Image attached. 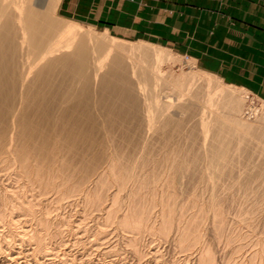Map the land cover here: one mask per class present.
<instances>
[{"label":"bare ground","instance_id":"obj_1","mask_svg":"<svg viewBox=\"0 0 264 264\" xmlns=\"http://www.w3.org/2000/svg\"><path fill=\"white\" fill-rule=\"evenodd\" d=\"M43 3L0 0V227L9 234L0 239V264H164L166 247L175 253L170 264H264V183L251 185L264 182V159L254 163L258 171L240 173L244 180L236 175L241 159L264 156V109L244 123L243 89L205 72L200 85L197 72L166 71L172 53L162 47L85 37L79 24L56 19L50 0ZM231 166L239 167L235 175ZM233 175L245 183L230 190L243 200L232 198V206L220 192L233 184H216ZM196 176L210 182L202 187L207 196L192 186ZM111 184L116 193L105 195ZM24 188L30 193L22 196ZM37 198L60 206L77 198L98 215L88 220L82 212L71 226L58 220L69 227L64 241L59 230L48 232L51 211L37 217ZM55 237L71 244L59 251Z\"/></svg>","mask_w":264,"mask_h":264},{"label":"rangeland","instance_id":"obj_2","mask_svg":"<svg viewBox=\"0 0 264 264\" xmlns=\"http://www.w3.org/2000/svg\"><path fill=\"white\" fill-rule=\"evenodd\" d=\"M46 1L47 0H42V3L43 2L45 3ZM50 1L52 3L54 0L53 1L50 0ZM55 1H56L55 2L56 4L52 3L51 7H52V10L54 11L53 13H55L54 16L56 17V19L58 18L57 20L59 22L61 21L60 23L62 25L70 23V24H73L75 26V24H79L80 26L79 25L75 26V27H79V30H78L79 32H81L85 37H86V34L88 33V36H90L91 38L93 37L94 39L96 38L98 40L108 41L109 36H111V37H114L116 39H120V40L130 42L132 44H140L139 42H146L148 44L167 49L172 53V55H171L172 56L171 57L172 58V60H171L172 64L170 63V64L164 66V69L166 71L169 69V70H171L170 72H173V74H175V75H179V73L188 75V74H194V72L198 73L199 71L205 72V73H208L212 76H215V77L221 79L222 82L226 85L241 88V89H243V92L242 93L240 92L241 94L239 92L238 93L240 95H242L244 101L242 103L243 112H242V117L240 114V119L242 121H244V123L254 124L255 121L257 120L256 117H258V116L260 117V113L264 109V100L257 97L254 93H252V91L250 89L239 86V85L231 84L226 79H223L224 78L223 76H225V75L236 76V77L237 76L239 77L241 75L246 76V74H248V72H251L252 71L251 69L254 67L253 64H254V60H255V51H254L255 49L254 48H247L245 46L247 44V42L244 40V36H242L241 38L239 36L240 32L238 31L239 28L237 27L239 21L236 19V17H233V15H230V13L228 11H224V9H223L224 1L226 3H228V2L234 3V2H238L237 0H215V3L213 5L211 4L208 7L205 3V0H58V2H57V0H55ZM196 3L197 4L199 3L201 5L197 6ZM55 5H56V7H54ZM65 22H67V23H65ZM80 28H81V30H80ZM103 30H104V32H106V35H104L105 33L103 32ZM241 33L243 35H246V32H244V31H241ZM250 43L255 44L254 42H250ZM193 67L195 69H193ZM200 75L201 74L198 73V78L200 79V77H201L200 80L197 78L198 82H199L198 84L203 85L204 84L203 81L206 78L203 75H201V76ZM212 76H210V77H212ZM212 78H214V77H212ZM201 82L203 84H201ZM211 84L215 86L214 82H212ZM169 93H170V95L173 94L172 96H177V94L175 95V93H172L170 91H169ZM176 93H178V92H176ZM183 94H185V93H183ZM183 94H182V97H184V99L182 97H180V99L182 98L181 99L182 101L186 100V96ZM216 108L217 107H212L211 111L214 112L216 110L215 112H221V111H217L219 108H217V109ZM182 143H184V142L182 141ZM157 146L155 148L156 151L159 147V146L158 147ZM155 155H157V156H155ZM154 156L158 162L159 154H157L155 152ZM258 156H259L258 154H254L252 157L253 159L250 160L249 164H247L246 159H241L243 162L240 160L241 163H239L240 165L239 164L238 165H239V167L242 165V167H240V168L238 167L239 170H238V168H235L238 166L237 163H236L235 167H232L235 165L232 163L233 164L231 166L232 168L231 169L229 168L230 172L235 175L236 171L238 170L239 172L237 171L238 173L236 174L237 177H239V175H242L240 173H243L244 171H247L248 173H251L252 171L255 172L257 167L254 168V166H255V164H257V161H262L264 159V156L261 155V156H259V157H261L259 160ZM234 159L237 161L236 158H234ZM250 163L253 165V167ZM244 164L246 165V167H244L246 169L243 168ZM241 168H242V172L240 171ZM253 168H254V170H253ZM257 171H258V169H257ZM234 175L232 177L235 178L236 181H238V178L235 177ZM187 176H185V177H187ZM232 177H230L231 179L224 177V178L220 179V181H218L217 184L216 183L215 184L218 185L220 188L221 187L223 188V186H225V187L228 186V188H229L230 187L229 185L232 186V184H233L232 188L230 187L229 190L226 189L225 187L223 188V189L228 190L229 194H231V195L225 194L226 190L224 193L219 191L221 193V195L227 199V201L228 200L230 201L227 203H230V204L233 203L232 204V206H233L234 200L238 199V197H234L237 194H234V196H232V193L236 192V190H234L236 186H234V185L235 184L238 185V183L240 184L242 181L240 179L241 178L243 179V176L239 177L240 181H238V182L234 181V183H231V180L232 181L235 180V179H232ZM198 179H199L198 176H196L193 180V183H192V186L197 185L196 186L197 189H199L198 188L199 186L201 188L204 187L203 186L204 183L205 184L207 183L208 186L211 185L210 182L208 183L206 180L204 182H201L199 180L200 182H198ZM227 179H228V181H227ZM2 180L4 181L5 178H3ZM169 180H171V178L168 179V181ZM186 180H189V177L185 178V179L181 178L180 182L182 181L181 183L183 184V186H181L182 184L179 182V185H180L179 188H183V189L186 188V186L189 183ZM3 181H2V184L3 183L6 185L8 184V186L11 185L13 182L15 183V181L12 180V178L10 181H7V180H5L4 182ZM168 181H167L168 186H172L170 184L171 181H169V182ZM229 181H230V183H229ZM14 183L11 185V187H13L15 185L17 186V184L16 183L14 184ZM161 183H164V182H161ZM165 183H166V181H165ZM165 183L162 185L163 187H164V185L165 186L167 185ZM242 183L244 184L245 181H242ZM242 183L240 184V186L242 185ZM246 183L248 184L250 182L247 181ZM262 183H264V182L258 181V183L255 182L251 185H253V186L255 184L260 185ZM207 184L205 185V187L207 186ZM157 185L161 186L159 182L157 183ZM174 185H175V187L178 188L177 184H174ZM174 185H173V187H174ZM159 186H157V187H159ZM240 186L238 185L237 187H240ZM15 187H13V188H15ZM109 187H110V185L106 187L107 189L106 188L104 189V190H106V191H104L105 195H107V194L109 195V194H112L114 192L116 193L115 189H117V188H116V186H114V184L113 185L111 184V187L110 188ZM237 187H236V189H237ZM128 188L129 187L127 186L124 189L125 192L121 191L122 194L120 193L121 194L120 196L122 198L126 197L125 195H127L126 193H127ZM263 188H264V185H263ZM37 189L38 188H36V190ZM49 189L50 188H48V190ZM111 189H112V191H111ZM113 189H114V191H113ZM205 189H203V188L199 189V191L201 190L200 192L203 191L202 196H204V193H206V196H207V192H205ZM22 190L23 191H21V189H18L19 194L22 193V196H23V194L26 195V194L30 193V192L27 193L25 191L28 189L24 188ZM48 190H47V193L49 192ZM52 190H53V193H51ZM230 190L232 191V193ZM54 191H56V190L50 189V193H48L46 195V198H51L53 196V194H55ZM178 192H179V190H178ZM200 192H198V193H200ZM179 196H180V194H179ZM229 196H232V197L229 198ZM54 197H55V195L51 199H53ZM40 198H37L38 200H36L37 201L36 203L38 205H42V206L38 207L36 204L37 208H36V206L34 208V210L36 211V215L37 214L40 215V213L48 211V210H49V212L51 211L50 213L46 212V213H49V215L47 214L46 216L49 219L51 218L50 221L51 222L54 221V222H52L53 225L48 227V229H49L48 232L49 233L52 232V234H53V232L55 233L56 231L59 230L62 233L64 241H66V240L68 241V238H69V236L67 235V232L66 231L63 232V229H65V227H66V229L67 228L69 229V227H67V225H64V224L68 223L71 226V223L75 219L78 220L80 218L79 216H83L85 213L90 215V213L94 212L93 215H90L89 217H88V215L87 216L85 215L86 218H88V220H89V218L91 219V216L95 217L96 215H98V212H96L95 209L90 207L92 210L91 211L89 208V205L86 206L85 205L86 203H84V206H83V204H82L83 202L80 200H77V198H75L77 202H75L73 204L74 206L70 205L71 206L70 207L67 204H63L65 208L63 207V205L60 206L64 201L61 203H58L59 205H57L56 202H51V200L45 201L44 198H42V201L40 202V200H41ZM48 201H49V203L47 204ZM237 201H241V203H243V200H241V199L237 200ZM237 201H235L234 207L237 206L236 209L238 210V209H240L238 207L240 205V202H237ZM50 202H51V205H50V207H48ZM123 202L127 203V202H125V199L123 200ZM78 203H81V205ZM238 203H239V205H237ZM244 203L249 204V202H245V201H244ZM230 204H229V207L231 206ZM54 205L56 207H58L59 210H57L58 208L54 207ZM80 206L81 207L83 206V208H81ZM53 207H54V209L56 208V211H53L54 210ZM61 207H63V208H61ZM68 207H70V208H68ZM125 207L126 206L122 205L121 208L123 210H125ZM244 207L245 206H243V208ZM40 208H41V210H40ZM84 208L87 210H85ZM241 208H242V206H241ZM157 209H158V207H157ZM157 209L155 208L154 211H156ZM88 210H89V212L90 211L91 212L89 213ZM232 210H234V211H232ZM232 210H230L232 212V213H230V216H231V214L234 215L233 213L236 211L235 208ZM82 212H83V215L81 214ZM38 215H37V217H39ZM15 216H16V214H15ZM66 216H67V218H66ZM19 219L23 220L22 217H20ZM24 219L28 220L30 218H24ZM66 219H68L67 221H71V220L72 221L67 222V221H65ZM235 219H237V218L235 217ZM58 220H59V222L62 220L60 223H64V222H66V223L61 225L58 222ZM56 221H57V223H55ZM27 223L24 224V226H29L30 224L32 225L31 222H27ZM59 224H60V226H57ZM54 225L56 226V228L53 227ZM17 227H18V229L21 228V226H17ZM17 227L13 226L14 229L12 228V231L15 232ZM52 227L54 228L55 231L53 229H51ZM7 235H9L7 232V229L4 227L2 229V227H0V239L2 240V238L6 237ZM64 236L66 238H64ZM70 240H71V242L73 241L72 238H70L69 241ZM48 241L49 240H47V242ZM50 241H51L50 243H52V245L56 246L55 248L61 249L59 251H62L64 244H63V246L59 245V238L58 237H55ZM56 242H57V244H56ZM82 242H84V241H81V244H80L81 247L77 244H75V247H72L73 248V250L71 251L72 255L77 254L78 253L77 250H80L84 246V244H86L85 242H84V244ZM117 243H118V245H117ZM25 244L26 243H24V245L21 247L22 250H25L26 248H28V246ZM66 244L67 243H65V246H66ZM69 244H71V243H69ZM69 244H67L68 247H69ZM122 244H123V242L117 241L116 242L117 249H119V252L122 256L125 255L126 257H128L126 248L124 247V244L123 245ZM65 246H64V248H65ZM119 246H120V248H123V249H120ZM58 249H56V251H58ZM144 249L142 248V250H144ZM122 250H124V252H122ZM161 250L162 251H160V254H161L162 262L164 264H170L173 261V258L175 257V253H174L173 249L171 247H166V248H163ZM91 258H93L95 260L98 259V257H95V256L93 257V255H91ZM76 259H77V255H76ZM128 259H127L128 264H131L132 263L131 260L130 259L128 260ZM76 262H78V261L76 260ZM143 262H145L144 259L142 260V262L140 261L139 264H143ZM66 264H71V263L67 262Z\"/></svg>","mask_w":264,"mask_h":264},{"label":"crops","instance_id":"obj_3","mask_svg":"<svg viewBox=\"0 0 264 264\" xmlns=\"http://www.w3.org/2000/svg\"><path fill=\"white\" fill-rule=\"evenodd\" d=\"M237 1L234 3L224 1L223 9L239 21L237 26L239 36L240 38L244 36L247 42L245 46L255 49L254 67L246 76L225 75L223 79L231 84L250 89L257 97L264 100V0ZM205 3L208 7L213 5L215 0H205ZM199 5L201 4L198 3L197 6ZM241 31L246 32V35H243Z\"/></svg>","mask_w":264,"mask_h":264}]
</instances>
